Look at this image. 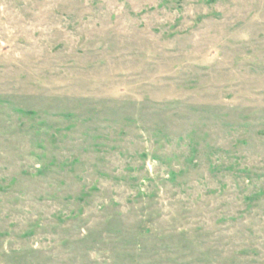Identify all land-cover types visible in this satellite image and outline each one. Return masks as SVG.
Instances as JSON below:
<instances>
[{
  "label": "rangeland",
  "instance_id": "374dc122",
  "mask_svg": "<svg viewBox=\"0 0 264 264\" xmlns=\"http://www.w3.org/2000/svg\"><path fill=\"white\" fill-rule=\"evenodd\" d=\"M0 264H264V0H0Z\"/></svg>",
  "mask_w": 264,
  "mask_h": 264
}]
</instances>
